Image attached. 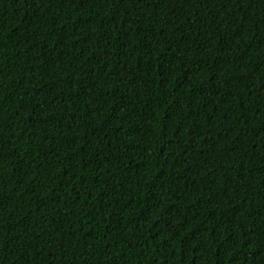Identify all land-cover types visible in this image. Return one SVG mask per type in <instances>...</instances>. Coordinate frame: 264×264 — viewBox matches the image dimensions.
<instances>
[{
    "label": "trees",
    "instance_id": "16d2710c",
    "mask_svg": "<svg viewBox=\"0 0 264 264\" xmlns=\"http://www.w3.org/2000/svg\"><path fill=\"white\" fill-rule=\"evenodd\" d=\"M0 264H264V0H0Z\"/></svg>",
    "mask_w": 264,
    "mask_h": 264
}]
</instances>
